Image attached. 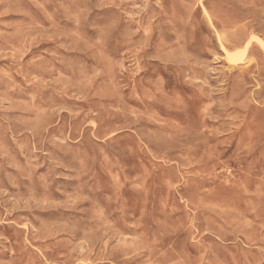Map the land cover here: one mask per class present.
<instances>
[{
  "label": "rangeland",
  "instance_id": "1",
  "mask_svg": "<svg viewBox=\"0 0 264 264\" xmlns=\"http://www.w3.org/2000/svg\"><path fill=\"white\" fill-rule=\"evenodd\" d=\"M0 264H264V0H0Z\"/></svg>",
  "mask_w": 264,
  "mask_h": 264
},
{
  "label": "bare ground",
  "instance_id": "2",
  "mask_svg": "<svg viewBox=\"0 0 264 264\" xmlns=\"http://www.w3.org/2000/svg\"><path fill=\"white\" fill-rule=\"evenodd\" d=\"M139 3V2H138ZM130 6V5H129ZM139 11V10H138ZM136 12V11H135ZM128 13H130V12H128ZM129 16V15H128ZM189 17V16H188ZM249 39V38H248ZM220 41V40H219ZM259 41V40H258ZM220 44V43H219ZM263 46V45H262ZM244 48H246V47H244ZM243 55V54H242ZM231 57V56H230ZM179 61V60H178ZM35 78V77H34ZM199 81H201V80H199ZM203 82V81H202ZM135 118V117H134ZM50 200V199H49ZM97 217V216H96ZM98 218V217H97ZM44 220V219H43ZM42 221V220H41ZM67 221V220H66ZM104 223V222H103ZM47 224V223H46ZM48 224H50V223H48ZM36 225V224H35ZM73 225V224H72ZM81 225V224H80ZM99 225V224H98ZM104 225V224H103ZM38 226V225H37ZM68 226V225H67ZM75 227V226H74ZM41 230V229H40ZM70 231H71V229H69ZM87 230V229H86ZM85 230V231H86ZM104 230V229H103ZM72 232V231H71ZM97 232H98V230H97ZM100 232V231H99ZM70 233V232H69ZM78 233V232H77ZM96 234V233H95ZM84 237V236H83ZM91 238V237H90ZM136 240V239H135ZM87 242V241H86ZM80 247V246H79ZM73 248V247H72Z\"/></svg>",
  "mask_w": 264,
  "mask_h": 264
}]
</instances>
